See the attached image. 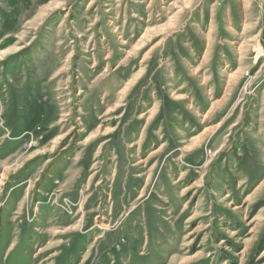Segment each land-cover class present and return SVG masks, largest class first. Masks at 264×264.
<instances>
[{"label": "rangeland", "instance_id": "obj_1", "mask_svg": "<svg viewBox=\"0 0 264 264\" xmlns=\"http://www.w3.org/2000/svg\"><path fill=\"white\" fill-rule=\"evenodd\" d=\"M0 264H264V0H0Z\"/></svg>", "mask_w": 264, "mask_h": 264}]
</instances>
